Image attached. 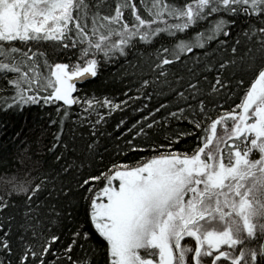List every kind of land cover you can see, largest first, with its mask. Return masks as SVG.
I'll list each match as a JSON object with an SVG mask.
<instances>
[{
    "label": "snow or ice",
    "instance_id": "obj_1",
    "mask_svg": "<svg viewBox=\"0 0 264 264\" xmlns=\"http://www.w3.org/2000/svg\"><path fill=\"white\" fill-rule=\"evenodd\" d=\"M139 3L0 0L4 105L55 125L47 166L4 181L0 264H264V0ZM117 57L125 99L74 95ZM128 107L142 114L116 124L124 146L151 154L96 171L105 117Z\"/></svg>",
    "mask_w": 264,
    "mask_h": 264
},
{
    "label": "trees",
    "instance_id": "obj_2",
    "mask_svg": "<svg viewBox=\"0 0 264 264\" xmlns=\"http://www.w3.org/2000/svg\"><path fill=\"white\" fill-rule=\"evenodd\" d=\"M135 2L137 3L138 10L143 14L139 0H135ZM107 3L114 7L115 0H107ZM105 11L110 12V9H105ZM125 16H129L128 11H125ZM237 24L240 29L247 27L241 21H238ZM48 43L51 42H45V44ZM164 43L170 44L171 40L166 37ZM156 46L159 45L157 44ZM140 47L143 48V45H140ZM65 52L68 54L65 55ZM78 56L79 53L75 49H57L53 59L56 62L71 61V63H83L82 60H78ZM129 59H132V57L129 56ZM126 68L128 71H132L130 67L125 65L124 58L122 57H117L115 61H104L101 58L97 68V75L83 84L77 85V92L74 95L87 96L89 98L95 97L97 99L107 97L114 102L125 99L123 93L130 87L129 82L133 79L131 76H122ZM132 94L129 92V95ZM5 95L7 94H0V194L6 191L8 186L4 181L9 177L15 175L17 179H22L25 178L26 173H29V177L36 176L37 172L42 170V165L47 166L44 164V162L49 160V153L46 148L51 143L52 133L55 131V125L51 127L47 125L48 116L46 115V109H42L37 105H25L22 108L7 107L4 105L3 96ZM134 103L139 104L140 101H129V105L131 106H134ZM145 103H149L151 107L156 103V99L154 98L153 101H146ZM73 107L79 108L77 105ZM99 110L102 112L106 111L103 108ZM141 114H133L131 107H128L123 112L117 110L111 116L105 117L108 123L104 127L108 133H111V136L101 137L100 143L102 147L100 151L103 159L97 157L96 163L93 166L96 171H102L105 167H110L112 163H116L117 165L123 163L133 166L149 158L151 154L150 149L144 148L143 145H141L143 150L140 151L129 150L127 146H124V139L131 136V133H125L124 136H121L120 131L124 126H121V129L115 127L122 117L126 118V124L131 125ZM213 116H215V113H213ZM184 125H186V122H183V124L177 122L170 125V127L179 129ZM159 139L163 141V137ZM185 140L188 143H185ZM191 142V137H184L174 147L188 148ZM133 143H140L139 138H136ZM117 144L124 147L123 152H117ZM25 145H28L26 150L24 149ZM105 148L107 151H105ZM16 198L20 199V197ZM80 223H83L82 213Z\"/></svg>",
    "mask_w": 264,
    "mask_h": 264
},
{
    "label": "water",
    "instance_id": "obj_3",
    "mask_svg": "<svg viewBox=\"0 0 264 264\" xmlns=\"http://www.w3.org/2000/svg\"><path fill=\"white\" fill-rule=\"evenodd\" d=\"M93 77H91V76H88V77H86L85 79H83V80H77V85H81V84H83L84 82H86L87 80H90V79H92Z\"/></svg>",
    "mask_w": 264,
    "mask_h": 264
}]
</instances>
